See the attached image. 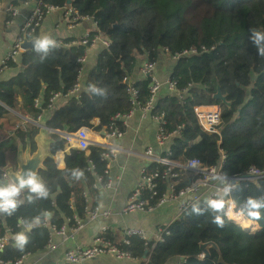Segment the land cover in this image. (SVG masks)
<instances>
[{"label":"trees","instance_id":"obj_1","mask_svg":"<svg viewBox=\"0 0 264 264\" xmlns=\"http://www.w3.org/2000/svg\"><path fill=\"white\" fill-rule=\"evenodd\" d=\"M26 1L32 0L22 2ZM40 1L58 8L73 7L79 17L93 19L96 31L90 35L100 34L108 46L98 50L78 97L70 96L45 119L48 129L55 132L48 134L49 156L37 174L49 195L37 197L29 190L21 191L17 209L10 216L4 212L0 218V236L7 235V231L10 235L21 231L26 226L24 222L38 216L41 224L27 232L29 242L22 252L8 237V243L0 249V261L14 262L22 255L43 250L50 229L56 231L66 221L68 227L74 228L73 217L84 218L85 194L92 199L90 206H96L98 191L93 187V172L103 180L107 178L106 162L101 158L105 149L90 146L82 151L65 150L61 133H72L80 127L104 129L107 133L110 127L123 131L124 125L114 117L128 115L151 98L150 76L130 80L137 59L156 63L163 53L173 56L191 46L198 49L196 54L174 61L169 81L178 94H156L152 113L162 116L165 132L173 135L168 143L171 165L151 163L144 168L147 175L158 174L153 194L142 192V199H148L149 206H156L167 191L160 175L168 167L181 173L188 160L197 159L202 166L218 162V136L201 126L196 113L200 105H216L220 110L223 174L239 177L250 167L264 170V57L259 55L264 39L257 42L251 31L264 33V0ZM61 41L71 43L78 39ZM83 49L79 44H55L47 53L36 51L35 47L22 51L20 71L0 82V175L8 165L7 156L16 154L19 145L24 149L29 144L31 153L35 150L33 138L39 126L27 123L24 127L20 125L22 118L43 116L54 94H69L78 72L75 59ZM202 49L206 50L200 52ZM15 65L4 61L1 67ZM90 85L101 91H93ZM217 86L230 107L212 98ZM129 88L136 92L134 103L127 92ZM61 151L63 166L59 168L54 156ZM73 169L82 170L84 175L77 180ZM0 180L4 181L1 176ZM184 184L178 182L176 188ZM249 197L264 198V177L242 180L231 193L234 211H242L247 219ZM195 204L202 209L201 214L192 212V205L189 206L168 225L169 235L153 246L144 245L137 235L126 237L128 243L118 242L110 230L103 235L130 258L142 260V264H165L172 257L181 258L176 264H220L218 251L213 248L207 258H201L199 244L204 242L218 247L224 264H264V208L260 209L261 219L252 220L259 230L248 234L226 217L225 208L214 212L204 201ZM46 212L52 214L49 221H45ZM216 216L223 219L222 227L213 222Z\"/></svg>","mask_w":264,"mask_h":264},{"label":"built area","instance_id":"obj_2","mask_svg":"<svg viewBox=\"0 0 264 264\" xmlns=\"http://www.w3.org/2000/svg\"><path fill=\"white\" fill-rule=\"evenodd\" d=\"M27 3V2H26ZM32 7L29 13L19 22L18 29V37L13 42L11 48L8 50L5 56V62H16L17 56L21 51L20 44L23 36L27 38H31L36 35L39 26L45 17L46 14L53 12L58 7L48 5L42 3L40 0H32ZM63 10V18L66 20V28L71 30L76 27L83 19L77 15L75 9L73 7H65ZM8 12L11 15L9 19L5 21V27L9 28L15 26V22L13 17H16V9L14 6L8 7ZM89 19V18H88ZM101 42L104 47L108 46V41L102 37L100 34L90 35V33H84L78 39V42L71 43H63L59 41L57 45L68 47L70 45L79 44L84 47L82 53L75 59V62L78 65V72L76 74V83L69 91L68 96H73L74 98L78 97L80 91V80L83 75L84 66L86 65L87 58L90 53V49L95 47V45ZM206 49H202L200 52L205 51ZM198 51L197 47L191 46L188 50L181 51L178 54L173 55L172 57L177 59L181 56H188L192 54H196ZM4 63V62H3ZM2 63V65H3ZM7 66H3L5 68ZM138 70L140 76H150L152 78V83L150 85V100L141 108H138L144 117L148 116L149 119L154 123L155 131H154V142L159 148L157 152H155L150 146H147L143 149L142 152L137 153L142 155L147 164L140 170L138 175L137 183L132 187L129 192L125 205L121 208L123 213H135L138 211L143 212H151L155 207H159L168 202H174L178 206V217L183 210L188 208L189 206L200 202L206 201L209 197H212L214 193L217 195H223L224 189L230 188L228 193V197L231 198V193L235 189L236 185L240 181H255L256 179H242L239 177H227L223 174L222 169L224 165V149L222 147V139L220 136L219 122H220V110L216 105H211L208 107H204L202 105L196 107V113L198 119L200 121L201 126L210 133H214L218 136L217 139V148L219 152V160L217 163L210 166H202L201 163L197 159L188 160L184 166H182V171H188V173L193 175V178L189 181H185L182 174L178 171L172 170L171 167H168L161 175V180L166 183L167 191L162 196V198L157 202L156 206H149L148 199H142V192L145 191L148 194L152 195L155 187V180L158 177L157 173H152L147 175L144 171V168L151 163L154 164H163L166 167L171 165L169 162L170 157V149L167 146L168 141L171 139L173 134H167L163 128L164 120L161 115H156L152 113L154 108V101L156 99V94L160 88V84L157 80L154 79V70L155 64L149 62L147 60H142L138 66ZM167 88L169 93L178 92L175 89L173 83L169 80L167 81ZM128 94L130 95V100L134 103L136 92L129 88ZM59 97V94H54L51 98V104L48 106L51 107L53 100ZM56 100V99H55ZM38 101H36V105L38 106ZM133 112V111H131ZM130 112V113H131ZM130 113L126 116L116 115L114 119L116 121H120L125 123L126 117L130 115ZM41 118V114L36 118H24L20 125L26 126L27 123L34 124L39 126V120ZM62 138L65 140V150L74 149V150H85L90 146H97L105 149L104 152L101 153V158L106 162L105 169L108 173V176L105 180L101 179L93 172L94 176H96L95 183L93 185L94 189L98 192L106 191L114 188L115 181L120 180L119 175H113V177L109 176V171L111 168L112 161L114 160L117 154V147L114 142H112L115 138L121 137L122 132L116 127H110L109 132H105L104 136H101L99 131H95L86 127H80L76 131L72 133H61ZM136 154V153H135ZM10 167L7 165L3 168L1 173V178L8 183L10 181L9 174L7 168ZM14 169V167H13ZM244 174H250L252 176L264 177V170H260L256 167H250ZM178 182H184L185 184L176 188V184ZM19 197V196H18ZM20 199V198H19ZM232 199V198H231ZM85 212L84 218L87 217L89 220L96 221L99 218L108 217L110 214V209L102 210L99 207H91L90 203L92 199L89 194H85ZM228 205H225V212ZM235 207V206H234ZM234 209V208H233ZM239 212V211H237ZM3 211H0V217L3 215ZM226 215V213H225ZM175 217V219H176ZM174 219V220H175ZM73 220L76 222V226L71 228V231H76L81 223V219H77L73 217ZM44 225V224H42ZM169 224L156 227L151 232L142 231L139 228H119L120 238L118 242L128 243V239L126 237H130L132 235L139 236L144 245H151L163 241L164 238L169 235L168 228ZM70 228V227H69ZM67 221L64 225H62L58 230L54 231L61 240L67 239V231H68ZM109 230L106 227H103L101 231L96 234L90 244L88 245H74L71 248H68L64 252V261L67 263H82L87 259L101 257V256H109L115 259H129L130 257L126 252L119 249L117 243L110 241L107 239L103 233ZM115 231V229H113ZM257 230V229H256ZM111 231V230H110ZM256 232V231H255ZM254 232V233H255ZM9 241L7 235L0 236V248L2 249L4 245H6ZM46 249H53L54 244L51 241H48L45 246ZM28 254L22 255L14 262L7 261L2 262L0 264H22L23 260L27 257ZM202 258V257H201Z\"/></svg>","mask_w":264,"mask_h":264},{"label":"crops","instance_id":"obj_3","mask_svg":"<svg viewBox=\"0 0 264 264\" xmlns=\"http://www.w3.org/2000/svg\"><path fill=\"white\" fill-rule=\"evenodd\" d=\"M22 1L23 0H0V82L10 80V78L15 76L20 71L19 60L21 53L18 54L16 62L13 63L16 64L15 66H9L5 68H2L1 66L5 60L8 50L11 48L13 42L19 35L17 29L19 22L29 13L32 7L31 1H26L27 3ZM9 6L15 7L17 15L16 17H13L16 25L7 28L4 24L6 19L9 16L11 17L8 12ZM62 14V8L46 14L39 26V28H41V33L43 35H47L55 42V44H58L59 41L65 39H79L84 33L91 34L96 31V24L91 18L83 19L76 27L69 30L66 28V20L63 18ZM100 47L104 46L101 42H98L95 47L90 49L86 65L84 66L83 75L80 80L81 86H83L87 72L94 64L95 57ZM142 60L144 59H137V63L135 65L136 67L133 75L130 77V80L141 77L138 66ZM175 60L176 59L172 56L163 53L160 55L159 60L154 63V79L160 84V88L158 90L160 94L169 92L167 88V81L170 78L171 70ZM69 97L70 96L68 95H59V97L55 98L56 100H53L51 107L47 111H44L42 121H45V119L50 115V112L56 107L65 103ZM38 102L40 103L39 99ZM202 106L208 107L206 105ZM24 118L28 117H23L22 121ZM122 124L124 125V130H120L122 132V136L115 138L112 141L117 147V154L112 161L109 171L110 177H113V175H119L120 180L117 182L115 181L114 188L97 192L98 195L96 198L97 207L102 210L110 209L109 216L105 218H99L96 221L89 220L87 217L83 218L76 231H71V228L68 227L69 229L67 231V239L65 240H61L54 230L52 229L51 231L50 229V238L48 241H51L54 244V248H43V250L28 254L23 260L22 264H72L64 261V252L74 245L90 244L92 238L98 234L103 227L111 230L119 240V228H139L142 231L148 233L153 231L156 227L170 224L174 221L175 217L178 215V206L174 202H168L159 207H155V209H152L151 212L138 211L135 213H123L121 211V208L126 203L129 192L137 183L140 170L147 164L146 159L137 153L142 152L147 146H150L155 152H157L159 149L154 142V123L149 119L148 116L144 117L138 108L134 109L133 112H131L130 115L126 117L125 123ZM168 143L167 146L169 145ZM18 151H20L21 154L26 151L30 152L29 144H27L24 149H22V147L19 145ZM17 153H10L6 158L9 163L15 161V170ZM12 156L14 157V161H11L13 160ZM54 158L57 167H62L63 152L61 151L56 153ZM185 173L189 175H187V179L184 178V180L190 181L193 178V175L188 173V171H182V176ZM190 175L192 176L191 179ZM2 222L3 221H1V223ZM253 222H255L257 225L256 221ZM113 229H115V231ZM256 229V231L259 230L258 225ZM7 235L8 237L12 238L13 234L10 235L7 231ZM179 259L181 258L172 257L165 264H176V261ZM76 264H142V260L133 258L115 259L109 256H101L87 259L82 263Z\"/></svg>","mask_w":264,"mask_h":264},{"label":"clouds","instance_id":"obj_4","mask_svg":"<svg viewBox=\"0 0 264 264\" xmlns=\"http://www.w3.org/2000/svg\"><path fill=\"white\" fill-rule=\"evenodd\" d=\"M251 31L253 32V39L257 42L260 39H264V33L256 31L255 29H252ZM50 46H55V42L47 35H45L36 41L35 50L47 53ZM259 55L264 57V48L259 49ZM89 87L93 91H101L99 89H95V87L92 85H90ZM72 173L77 180L84 175L83 171L80 169H73ZM24 188H27L30 193L36 194L37 197L47 198L49 195L48 190L45 188L38 174L35 171L29 169L26 174L16 176L14 180H10L8 183L0 180V211L8 213L9 216L12 215V213L18 207L17 197L20 195L21 191ZM229 191L230 188L226 187L223 191V195H217L216 193H214L212 197H209L205 201L207 208L211 209L214 212L222 211L225 208L226 204L228 205L229 209L234 208L235 202L230 197H228ZM246 207L248 209L247 217L250 220L258 221L261 219L260 209L264 208V198L249 197L246 202ZM191 211L196 214H201L202 209L198 204H193ZM51 216V212H46L44 214L45 221H49L51 219ZM235 216L238 219L240 217H243L244 213L241 211L239 213H236ZM213 222L221 227L224 225V221L220 216H216ZM24 223L26 224V226L22 227L21 231H18L12 235V240L14 241L15 248L21 252L24 251L25 246L29 242L27 232L31 231L34 226L40 225L41 219L38 216L32 221Z\"/></svg>","mask_w":264,"mask_h":264},{"label":"water","instance_id":"obj_5","mask_svg":"<svg viewBox=\"0 0 264 264\" xmlns=\"http://www.w3.org/2000/svg\"><path fill=\"white\" fill-rule=\"evenodd\" d=\"M67 2L69 3L70 0H68ZM42 35L43 34L41 33V28H39L35 36L31 38H27L26 36H23L21 44H20L21 51L34 48L36 46V41L39 38H41ZM212 98L214 100L220 101L222 104L226 105L227 107H230V102L226 100V95L221 93L218 86L216 88L215 93L212 95ZM42 120H43V116H41L39 120V132L33 138V142L35 143V150L32 153L26 151L23 154H21L20 151H18L16 155V170L13 169L12 167L7 168L10 180H14L15 177L18 175L26 174L29 169L38 173V171L43 167L44 160L49 156L50 138H48V134L51 130L48 129L45 121H42ZM99 132L101 136L105 135L104 129H101ZM241 178L242 179H258V176H252L250 174H243L241 175ZM25 190H28V189L24 188L22 191H25ZM20 201L21 200L19 199V202ZM241 228L244 230L243 227ZM210 248H213L218 251V262L220 264H224L221 258V254L218 250V247L212 242H204V243L199 244L201 257L203 259L207 258L209 256Z\"/></svg>","mask_w":264,"mask_h":264},{"label":"bare ground","instance_id":"obj_6","mask_svg":"<svg viewBox=\"0 0 264 264\" xmlns=\"http://www.w3.org/2000/svg\"><path fill=\"white\" fill-rule=\"evenodd\" d=\"M189 175L187 173L183 174V177L186 178V176ZM192 178V176L190 175V179ZM187 179V178H186ZM226 217L231 219L232 221H234L237 225L241 226L244 228L245 232H247L248 234H253L256 231L257 225L255 222H253L252 220H249L245 217H240V218H236V213L239 212H235L232 209H229V207L226 208Z\"/></svg>","mask_w":264,"mask_h":264},{"label":"rangeland","instance_id":"obj_7","mask_svg":"<svg viewBox=\"0 0 264 264\" xmlns=\"http://www.w3.org/2000/svg\"><path fill=\"white\" fill-rule=\"evenodd\" d=\"M12 157H13V156H12ZM11 161H14V157H13V160H11ZM8 165H9L10 167L13 168V167H14V162H12V163H9V162H8ZM233 210H234V209H233Z\"/></svg>","mask_w":264,"mask_h":264}]
</instances>
